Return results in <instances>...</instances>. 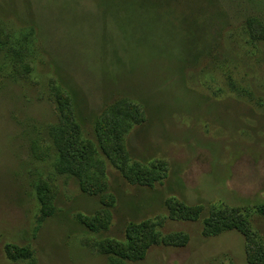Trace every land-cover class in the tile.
<instances>
[{
    "label": "rangeland",
    "instance_id": "obj_1",
    "mask_svg": "<svg viewBox=\"0 0 264 264\" xmlns=\"http://www.w3.org/2000/svg\"><path fill=\"white\" fill-rule=\"evenodd\" d=\"M173 3L187 8L189 33L218 60L194 64L188 56L183 64L176 53L162 62L153 57L158 53L134 55L133 41L124 43L97 0H0V19L10 32L35 28L42 54L32 77L20 65L0 74V264H249L246 251L264 249V219L256 206L242 207L264 202V108L229 92L224 77L229 71L239 91L264 97V35L256 24L264 25V0ZM0 36L7 41L9 34L2 30ZM61 85L74 92L84 137L92 143L78 162L84 168L65 158L71 133L56 104ZM122 99L146 113L142 125L118 132L125 162L117 146L108 150L106 140L100 146L94 132L105 107ZM107 117L117 119V113ZM165 163L168 177L154 188L127 181L159 180ZM80 180L92 193L106 185L116 207L100 206ZM41 186L56 210L49 218L38 199ZM171 198L202 205V219L181 220L188 212L172 213L166 205ZM210 213L225 215L230 224L245 219L247 235L206 236ZM143 221L149 230L125 236L129 223ZM153 230L166 244L182 233L190 242L154 247L141 262L122 259L123 252L142 250ZM11 247L30 257L13 261Z\"/></svg>",
    "mask_w": 264,
    "mask_h": 264
},
{
    "label": "trees",
    "instance_id": "obj_2",
    "mask_svg": "<svg viewBox=\"0 0 264 264\" xmlns=\"http://www.w3.org/2000/svg\"><path fill=\"white\" fill-rule=\"evenodd\" d=\"M97 5L103 10L105 18L110 19L113 25L119 29L118 32L123 34L124 43L127 40L129 42L133 41L131 46L132 53L134 55L140 56L141 53H145L148 56L150 55V52L158 53V55L155 56L153 54V57H155V59L159 62H162L166 58L170 59L172 54L175 55L176 53L183 64H188V56H191L192 59L190 63H198L200 59L207 58H210L211 60H218L215 56H213L214 54L211 49H204L200 41H194L195 35L189 33L188 28L192 27L188 25V12L184 5L181 8L179 5L174 4L173 0H97ZM254 21L257 20H249V24H253ZM192 24L195 26V23ZM256 24H258L260 28V35H264V25L259 21H257ZM2 30L6 31L9 34V37L7 41H1L0 36V74H5L7 72L10 73V71H13L14 65H20L25 66V72L32 77L39 68V65L42 63L41 48L36 29L29 27L25 30L22 29L17 31L19 34H13V32H10L9 24L0 19L1 33ZM165 53L169 56H166ZM220 58H222V55ZM193 63L191 65H193ZM224 66L228 68L231 65ZM224 74L225 80H227L229 86L228 88L230 89L229 92L231 91L232 94L238 93L241 94V96H249L254 99V102L258 107L261 106L264 108V97L257 96L256 94L249 92L247 89L242 90L241 88L239 91L232 81L233 74L229 73V71L224 72ZM16 83L19 84L18 82ZM59 89L61 94L57 97L56 104L58 111L64 119L65 127H67V130L71 133L69 137L67 136L65 138V142L68 145L65 158L71 159V163L73 162L75 165L80 166V168H84V165L78 162L83 158L82 151L88 150L92 143L90 142L91 140L85 139L84 137V124L79 115V108L77 100L73 94L74 92L69 91L62 85L59 86ZM222 93L223 90L221 91V89H219L218 93L214 94L217 98H219ZM113 113H117V119L113 120L107 117L109 115H113ZM102 116L106 118L102 119ZM145 121L146 113L143 105L129 99H122L117 102L115 101L114 103L107 105L104 112L96 118L94 124L95 137L102 147H104V140H106V144L109 146L108 150L110 151L117 146L120 158L123 162H125L126 155L121 147V136L118 132L125 126L128 129V133H130L134 128L142 125ZM128 122H130V124ZM60 131L63 132L62 128H60ZM76 144L81 145L83 150H77L75 147ZM125 150H127L126 147ZM106 154L109 158H111V156L115 157L111 152H109V154L106 152ZM68 159L65 160L70 162ZM154 162L163 161L157 160ZM126 165L128 166V164ZM166 165L167 167L164 171V175L159 180L152 179L150 181L143 182L134 178L127 181L133 186L154 188L157 184L163 183V181L168 177L169 169L168 164ZM66 167L69 168V165ZM81 174L83 178V173ZM81 187L84 193L99 197L100 206L111 211L116 207V198L110 195L108 192L109 188H106V185L104 187V191H99L98 193L86 191L82 182L80 183V188ZM102 196L110 198L108 203H105V200H101ZM38 199L44 206L45 217H52L56 210L51 205V197L47 186L39 187ZM169 200L166 202V205L172 213L177 214L179 210H181V212H188V214L182 216L181 220L186 222H197L202 219V213L204 212L202 205L192 206L176 198H171ZM244 206H256L257 216L264 219V202L253 204L246 203L242 207ZM171 217L174 218L173 216H170V219H172ZM147 221L129 223L126 228L125 236H127V233L131 229L134 230V232H137L139 229L149 230V225L146 223ZM204 225L206 229V236H218L234 230L242 232L244 235L245 233L247 235L248 232L246 227L247 221L245 219L236 218L230 224L226 219V216L223 214L215 215L210 213V215L205 218ZM89 228L93 231L95 230L93 226H89ZM154 232L155 230L150 232V235L147 236V238L141 243V245H143L142 250H140L136 255L123 252L121 253L122 259L129 262H141L147 258L150 250L154 247L164 245V247L167 248H184L190 242L189 236L182 233L176 235L177 239L175 240L177 241L166 244L156 240ZM129 240L131 242V239ZM129 245L133 246L131 244ZM11 248L12 249L7 253L13 261L30 257V253L26 249H20L18 247ZM246 253L249 264H264L263 248L258 247L256 250L249 249Z\"/></svg>",
    "mask_w": 264,
    "mask_h": 264
}]
</instances>
